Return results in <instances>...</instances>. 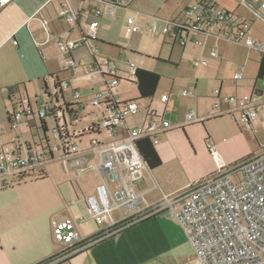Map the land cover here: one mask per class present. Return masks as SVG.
Segmentation results:
<instances>
[{
  "label": "built area",
  "instance_id": "1",
  "mask_svg": "<svg viewBox=\"0 0 264 264\" xmlns=\"http://www.w3.org/2000/svg\"><path fill=\"white\" fill-rule=\"evenodd\" d=\"M9 1L11 0H0V7ZM108 1L104 10H92V18L79 39L58 37L56 40L58 49L69 56L64 62V70L73 69L75 65L73 59H70L73 50L82 46L91 50L94 62L80 64L86 72L98 74L104 83L103 90L92 93L88 98L90 105L99 111V121H92L81 128L73 127L72 122L80 119L78 114L74 120L62 116L61 122L55 126L52 119L60 117L58 109L61 102L57 101L56 91L52 89L47 99L35 108H32L27 97L19 96L14 101L17 108L9 116L10 130L16 129L23 118L34 121L37 119L39 127L40 121H44L46 131L39 143L33 146L24 143L22 152L21 145L11 147L0 140V177L6 183L33 171L45 172L43 168L55 159H69L75 164L87 161L88 164L80 167L76 174L94 171L98 176L99 183L95 193L78 196L77 199L83 200L85 207L91 212L93 222L103 228L100 232L84 236L79 230L86 220L84 216H66L52 220L51 236L57 250L43 264L65 261L85 251L105 235L132 224L141 215L140 202L143 196L136 188L147 166L139 154L136 142L148 139L154 145L165 132L174 128L162 115L148 110L135 99L118 98L117 86L121 77L127 75V79H131L136 67L129 60H122L126 68L118 69L114 61L98 58L94 45L98 19L103 12L115 15L116 7L123 4L122 0ZM235 1L245 14L217 7L214 0H198L184 7L181 18L164 20L159 31L166 35L169 43L181 47L187 43L202 44L198 40L199 36H211L242 44L255 53L260 62L264 60V31L254 28L253 23L258 21L264 24V0ZM77 15L68 0H63L61 18L67 24H73ZM37 18L47 31L48 20L40 15ZM154 19L156 21L157 18ZM171 20L184 31L171 30L168 23ZM147 30L149 33L157 31L156 22L150 23ZM140 31L136 15L128 16L125 20V36ZM209 56L215 58L216 52L210 51ZM195 63L207 64L208 58L196 59ZM243 72L244 66L240 65L233 73L232 81L236 83L242 80ZM59 87L62 92L67 91L68 84L61 81ZM182 95L192 96V93L183 90ZM69 96L65 100L76 103L80 113L82 107L81 101H78V93L69 91ZM211 97V112L205 117L188 112L186 123L228 115L237 123L250 125L264 104L261 91L254 86L249 93L226 96L221 94L218 87L212 91ZM167 98L166 94L161 95L160 103H166ZM136 117V121L129 125L127 121ZM47 119H50V124ZM68 126L72 128L69 129ZM3 133L4 129L0 127V136ZM102 133L109 139H101ZM85 135L87 139L83 147L81 139ZM205 146L216 164L215 171L190 183L183 193L169 199L164 197L163 200L169 206L175 205V219L193 249L195 264H264V148L227 165L222 162L211 139L206 140ZM75 201L71 200L70 204ZM119 208L128 213L123 214L120 220H115L113 212Z\"/></svg>",
  "mask_w": 264,
  "mask_h": 264
},
{
  "label": "rangeland",
  "instance_id": "2",
  "mask_svg": "<svg viewBox=\"0 0 264 264\" xmlns=\"http://www.w3.org/2000/svg\"><path fill=\"white\" fill-rule=\"evenodd\" d=\"M214 1L217 7L245 14L243 9L237 6L235 0ZM125 10L123 8L118 9L115 14V19H113L115 22L112 23L110 31L113 37H106L110 40L107 41L110 42L109 45L104 41L95 42L94 45L97 47L99 60L110 59L115 62L118 69L125 68L120 63L123 59H133L136 56L143 60V66L148 70L160 75L156 92L149 99H137L135 85L130 80L121 79L117 86L119 98L135 99L148 110H154L156 114L162 115L170 124L178 125L177 128L165 132L160 140L154 144V148L161 159V165L156 168V174L153 177L159 184V189L161 188V191L167 193L166 196L171 198L181 194L190 183L215 171L216 164L208 155L205 146L207 140L205 133L209 135L208 139L215 143L221 160L227 165L242 160L258 150L261 151L264 148V105L258 114V118H256V122L251 125L237 123L228 115L211 117L204 121L203 125L198 122L185 123L188 112H193L198 117L211 112L212 91L220 87V82L223 96L249 93L251 87L254 86L261 91L264 97V76L261 79H256L259 65L258 56L242 44L211 36H206V40H204L203 36H199L198 40L202 44L187 43L184 47L176 46L169 59L167 57L161 59L162 57L159 58V56L165 44L163 42L166 41V35L158 30L153 33H149L147 30L148 25L155 22V19L152 18L153 21L148 25L144 23L139 25L140 33H132L126 37L125 27L122 33L120 31V23L127 18ZM156 21L159 27L164 25V19L157 18ZM253 27L264 31V24L261 22L255 21ZM126 43L130 47L127 48L124 45ZM132 48L135 49L133 52H131ZM212 50L216 52L215 58L209 56ZM72 54L75 62L73 71L65 70L60 72V75L66 79L64 81L68 84L65 97H70L69 91H76L79 95L78 101H81L80 106L82 107L79 113L80 119L73 121L72 126L80 128V126L88 123L89 118L87 116L91 114H93L91 119H94L95 122L99 121L96 116L97 109L90 105L88 98L92 93L103 90L104 83L98 74L86 72L82 65L92 62L87 47L75 49ZM203 58H208L207 64L195 63L196 59ZM240 65L244 66L243 79L235 83L231 78ZM183 90L191 92L192 96H183ZM27 94L32 108L47 99L40 84H33ZM162 94H166L168 97L166 105L159 101ZM5 106L6 110L11 109V105L6 103ZM5 106L0 105V127L4 129V133L1 134L2 141L8 142L7 144L11 147H15L18 143L24 145V142L31 146L39 143L43 138L39 121L35 119V125H31L25 121L26 118H23L16 129L10 130L6 122ZM14 108L17 106L14 105ZM181 125L184 126L183 129H181ZM72 126H68V128L71 129ZM10 139L13 140L8 141ZM86 139V137L83 138V143ZM101 139L108 140L109 138L106 137L105 133H102ZM68 160L55 159L47 164L45 179L38 183L32 179L33 175L26 176L25 181L19 183H5L0 180V186L4 183L6 188L11 187V185L22 184V186L17 187L20 190H6L5 196L7 198L5 201H9L22 193L40 196L57 194L59 191L67 195L69 201L71 198L76 200V195L80 193L77 184L80 185L81 192L85 195L94 185L97 174L94 171H88L77 175V170L86 166L88 162L75 164V162ZM143 174L145 180L147 178L151 180L152 177L150 178L147 170H144ZM71 185L76 193L73 192ZM152 193L158 195L160 192L155 190ZM82 202L79 201L78 211L80 210L85 217H91V212L81 204ZM43 208L44 206L39 207L40 210ZM114 212L115 215H118L123 212V209L119 208ZM67 214L69 216L73 213ZM0 220V226L5 228L7 224L2 219ZM91 221L94 225L92 219ZM88 228V225H84L81 230L84 231Z\"/></svg>",
  "mask_w": 264,
  "mask_h": 264
},
{
  "label": "crops",
  "instance_id": "3",
  "mask_svg": "<svg viewBox=\"0 0 264 264\" xmlns=\"http://www.w3.org/2000/svg\"><path fill=\"white\" fill-rule=\"evenodd\" d=\"M62 1L11 0L0 7V105L14 104L15 99L19 96H25L28 99L27 92L33 84H40L41 90L47 98V95L52 93V74H56L60 81L66 80L60 75V72L65 71L63 65L69 56L58 49L56 40L58 37L71 40L79 39L86 31L87 24L92 18V10L94 8L104 10L109 2L108 0H103L102 3H97L96 0H68L70 6L78 15L73 24H67L60 16ZM122 1L123 4L116 7L115 14L118 9L123 8L126 9L125 14L127 17L136 15L138 25L142 23L148 25L154 18L179 19L182 17L184 7L198 0ZM38 15L48 20L47 31L41 26L37 18ZM114 17L115 15L105 12L100 15L95 42L104 41L109 45L110 42L107 41L110 40L106 37H113L110 31L112 23L115 22ZM155 22L157 24V21ZM120 27L122 33L125 20L120 23ZM157 27L159 31L158 24ZM205 38L204 40H206ZM163 43L165 44L159 58L164 59L167 57L169 59L174 47L179 45L171 44L167 40H164ZM124 45L127 48L130 47L128 43ZM133 50L135 49L132 48ZM70 54L74 61L72 52ZM123 60H129L135 67L147 69L143 66L144 62L139 57L135 56L133 59ZM120 63L125 67L122 61ZM72 68L74 69V67ZM73 69L68 70L72 72ZM125 77L122 76L121 79L130 80L131 82L134 80V75L130 77L131 79H127V75ZM219 86L221 87V82ZM8 89H11V94H9ZM65 92H62L63 97L68 99L69 97H65ZM167 102L168 98L166 103L161 104L166 105ZM142 106L144 107L143 104ZM10 110H6V106L4 107L5 117ZM91 115L87 116L89 118L88 123L80 126V128L94 121V119H91ZM207 115H202V117ZM96 116L99 119L98 110ZM137 118L129 119L128 124L132 125ZM210 118L207 117L203 122ZM256 120L251 124H254ZM47 122L50 124V119H47ZM30 124L35 125V121L30 120ZM173 126L174 128L178 127V125ZM181 127L184 126L181 125ZM84 137L87 138L86 135ZM83 138L81 139V146L84 147ZM0 140L2 143H8L2 141L1 136ZM18 145H21V150L24 152L23 144L18 143ZM46 169L45 166L43 168L45 173H47ZM155 170L147 169L148 175L150 178L152 177L151 180L149 178L145 180L143 174L142 180L137 185L136 190L141 192L143 196V200L140 202L142 212L132 224L110 235H105L85 251L57 264H195L196 258L193 249L175 219V205L169 206L166 204L163 198L169 199V197L166 196L167 193L161 191V188L159 189V184L153 178L156 174ZM95 176L94 185L85 195L81 192L80 185L77 184L79 194L82 195L77 194L76 201L73 204H70L67 195L60 191L57 194L40 196L24 195L22 193L9 201H5V198H7L5 191L20 190L17 187L22 186V184L0 188V194H4L0 195V219L7 224L5 228L0 226V264H39L47 261L57 250V245L53 242L51 236V221L62 219L68 216L67 213L70 212L73 214L69 216H84L80 210L78 211L79 201L83 200L77 199V197L95 193V188L99 183L98 176ZM1 178L0 180H2ZM42 180L35 181L38 183ZM71 188L76 193L72 185ZM155 190L160 193L158 195L153 194L152 192ZM72 199L74 198L70 200ZM81 204L85 206L84 202ZM40 206H44V208L40 210ZM127 213L123 210L122 213L115 215V212H113V218L120 220L122 215ZM85 219L83 224L88 225L89 228L84 230L85 232L82 231L81 228L84 226L82 224L83 226L79 227L82 235H92L100 232L103 228L97 226L94 222L93 225L91 217H85Z\"/></svg>",
  "mask_w": 264,
  "mask_h": 264
},
{
  "label": "trees",
  "instance_id": "4",
  "mask_svg": "<svg viewBox=\"0 0 264 264\" xmlns=\"http://www.w3.org/2000/svg\"><path fill=\"white\" fill-rule=\"evenodd\" d=\"M171 30L176 31V32H183L184 29L181 28L179 25L176 24L174 20H171L168 22ZM184 27V25H183ZM96 41V40H95ZM94 41V43H95ZM83 47V46H82ZM97 49V48H96ZM89 53L91 55L92 62H94L93 54L90 49ZM97 51V50H96ZM133 52V51H131ZM70 59L72 60L71 54H70ZM53 77V84H52V89L56 91V96L55 98L57 101L61 102V107L58 109L59 115L53 117V123L55 126H58V124L62 120V116H67L70 120L76 119L79 114V109L77 108L76 103H69L66 101L63 97L62 91L59 87L60 80L58 79L56 74L51 75ZM264 76V60L259 62L258 68H257V73H256V79H261ZM160 81V75L154 71L144 69V68H139L136 67L134 70V80L133 83L135 85V90L137 92V99H146V98H151L153 97L154 93L156 92L157 86ZM9 94H11V89H8ZM48 96V95H47ZM10 99V97H9ZM14 105L16 104H11V110L6 113V122L8 124L9 121V116L11 115L12 111H14ZM17 106V105H16ZM215 117V116H214ZM212 117V118H214ZM218 117V116H217ZM30 123V120H26ZM200 124H203V121L198 122ZM40 128L42 129L43 132L46 131L45 123L44 121H40ZM30 125V124H29ZM63 127V126H62ZM183 129V127H181ZM64 131L66 132V129L64 128ZM209 135L205 133V139H208ZM136 147L139 151V154L141 155L142 159L146 163L147 169L148 170H154L158 168L161 165V159L157 153V151L154 148V145L148 140V139H139L136 142ZM33 175V180H40L44 179L46 176V173L43 171H33L28 174L20 175L16 178L10 179V183L12 182H24L26 176ZM4 182V181H3ZM6 183V182H5ZM5 184L2 183L0 188H4ZM43 262H40L39 264H43Z\"/></svg>",
  "mask_w": 264,
  "mask_h": 264
},
{
  "label": "bare ground",
  "instance_id": "5",
  "mask_svg": "<svg viewBox=\"0 0 264 264\" xmlns=\"http://www.w3.org/2000/svg\"><path fill=\"white\" fill-rule=\"evenodd\" d=\"M110 235V234H109ZM100 240V239H99Z\"/></svg>",
  "mask_w": 264,
  "mask_h": 264
}]
</instances>
